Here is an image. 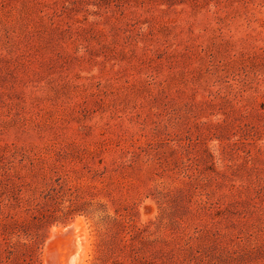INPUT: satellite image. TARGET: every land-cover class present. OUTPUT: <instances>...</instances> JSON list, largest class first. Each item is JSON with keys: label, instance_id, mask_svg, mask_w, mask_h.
I'll list each match as a JSON object with an SVG mask.
<instances>
[{"label": "rangeland", "instance_id": "rangeland-1", "mask_svg": "<svg viewBox=\"0 0 264 264\" xmlns=\"http://www.w3.org/2000/svg\"><path fill=\"white\" fill-rule=\"evenodd\" d=\"M68 228L85 264H264V0H0V264Z\"/></svg>", "mask_w": 264, "mask_h": 264}, {"label": "bare ground", "instance_id": "bare-ground-1", "mask_svg": "<svg viewBox=\"0 0 264 264\" xmlns=\"http://www.w3.org/2000/svg\"><path fill=\"white\" fill-rule=\"evenodd\" d=\"M85 223V222H84ZM82 225V222L81 221H78V222H76V224H75V228L76 227H80ZM71 227V226H70ZM82 228H84V227H82ZM69 230H74V231H76V229H72V228H68L67 229V231H66V233L67 232H69ZM83 229H81L80 231H82ZM64 231V232H65ZM86 231V230H85ZM66 233H63V234H61V235H59V236H64ZM79 233V232H78ZM73 234V232L71 233V234H69V235H66V237L68 236L69 237V239L71 238L72 239V237H74L73 239H72V241L71 242H73L72 243V245H74V242H75V251L73 252V254L70 256V261H69V263L68 264H85L86 263V259L88 258L87 256H88V241H87V239H89V236L86 238V237H84V236H76V234L77 233H74V235H72ZM70 235H72L71 237H70ZM82 235H84V232H83V234ZM87 235V234H86ZM90 243V242H89ZM66 245V244H65ZM69 246V245H68ZM70 247V246H69ZM68 247V248H69ZM90 248V247H89ZM72 250H73V247H72ZM70 251H71V249L69 250V253H70ZM72 252V251H71ZM66 253V252H65ZM65 255H67V254H65ZM64 255V256H65ZM64 256H62V257H64ZM48 257H49V259H53L55 262H54V264H56L57 263V261H56V257H57V254H52V253H49L48 254ZM61 257V259H63ZM68 257V256H67ZM59 258V257H58ZM66 258V257H65ZM60 262V261H59ZM63 263V262H62ZM63 264H65V263H63Z\"/></svg>", "mask_w": 264, "mask_h": 264}, {"label": "water", "instance_id": "water-1", "mask_svg": "<svg viewBox=\"0 0 264 264\" xmlns=\"http://www.w3.org/2000/svg\"><path fill=\"white\" fill-rule=\"evenodd\" d=\"M73 232V234L72 235H74V233H75V231L73 230H69V232H67L65 235H64V237H66V235H69V234H71ZM68 237V236H67ZM54 260L53 259H50L49 261H48V264H54Z\"/></svg>", "mask_w": 264, "mask_h": 264}]
</instances>
